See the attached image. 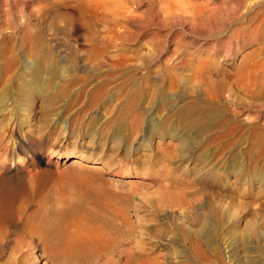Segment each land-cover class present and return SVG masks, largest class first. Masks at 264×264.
Instances as JSON below:
<instances>
[{"label":"rangeland","instance_id":"374dc122","mask_svg":"<svg viewBox=\"0 0 264 264\" xmlns=\"http://www.w3.org/2000/svg\"><path fill=\"white\" fill-rule=\"evenodd\" d=\"M1 160L91 264H264V0H0Z\"/></svg>","mask_w":264,"mask_h":264},{"label":"bare ground","instance_id":"6f19581e","mask_svg":"<svg viewBox=\"0 0 264 264\" xmlns=\"http://www.w3.org/2000/svg\"><path fill=\"white\" fill-rule=\"evenodd\" d=\"M134 105L135 104H133V106ZM158 125V122H154L151 118L149 120V126L147 128V135L151 134L155 130H158ZM11 156L12 155H10V158H12ZM167 156H170V154ZM80 157L88 158L89 156L81 153ZM2 167H6V163L5 161L2 162L1 160L0 168ZM164 168L167 172L168 169L165 166ZM185 186L187 187L186 181ZM169 189L171 188L169 187ZM174 193V191L169 190V192L167 193L168 199L166 201H163L165 202V204L170 205V207H172V202L174 203ZM175 196L176 198L174 199L176 201V199L178 200V198L176 194ZM30 200L31 199L29 197V193L25 190V187H23L22 190L18 192L0 183V259L4 256L6 257L4 262H0V264H36L37 259L41 256H43L47 260V264H81L80 260L84 258L87 260V262L90 261L89 264H91L93 262L97 263L98 258H100L99 256H102V254H105L104 256L114 255L112 254L113 247H115L114 249L124 248L122 239L119 237V235L118 238L120 239L117 238V242H114V240L112 243L107 245L101 246V244L92 242V244L89 245L88 248H86V253H82L81 250H78L79 246L77 243H75V236L73 232H68L67 230H64L65 228L63 229V231L61 227L60 231L58 229H53L50 227V224L52 222H57L59 224L60 221L63 220L62 215H60L59 213H55L51 214V216L48 218H40L38 220H35L32 215L29 214L30 211L27 212L28 209L26 210L24 207V204L28 201L30 203ZM176 203H178V201H176ZM173 205L175 206V203ZM184 227L187 229L186 225H184ZM52 232H56L58 234H56V236H53L52 238ZM36 251H39L41 255H36ZM120 251L121 250H119V254L121 253ZM148 252V249H141L140 247V252L137 255L140 258L144 259L145 264H150L154 259L149 256L151 254H149ZM116 261L113 264H118V262L116 263Z\"/></svg>","mask_w":264,"mask_h":264}]
</instances>
